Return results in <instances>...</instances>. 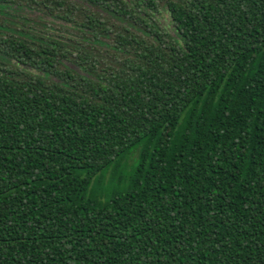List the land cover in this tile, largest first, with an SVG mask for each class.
<instances>
[{
	"label": "trees",
	"instance_id": "trees-1",
	"mask_svg": "<svg viewBox=\"0 0 264 264\" xmlns=\"http://www.w3.org/2000/svg\"><path fill=\"white\" fill-rule=\"evenodd\" d=\"M0 264H264V0H0Z\"/></svg>",
	"mask_w": 264,
	"mask_h": 264
},
{
	"label": "rangeland",
	"instance_id": "rangeland-1",
	"mask_svg": "<svg viewBox=\"0 0 264 264\" xmlns=\"http://www.w3.org/2000/svg\"><path fill=\"white\" fill-rule=\"evenodd\" d=\"M91 9L98 12L100 11L106 17V19L109 21V25L114 26L112 28L110 27L112 32L116 31L117 27H131L127 22H124L120 18L108 14L107 12L98 10L96 8ZM18 12L20 16H25L26 18L30 19L29 27H31L36 33L51 35L54 39L61 42L66 47V49L90 54L96 59H101L106 64L118 63L117 61L119 60V55L114 49V43L111 39L112 36L105 38L100 37L97 41H94L93 38L90 37V35L86 32L80 33L75 27H70L64 22L56 20L52 17L44 16L37 11H29L28 9L20 8ZM18 18V16H15V19L18 20ZM155 20L169 34L175 36V32L170 23V18L164 2L158 3V11L155 15ZM20 21L24 22L22 19H20ZM134 30L138 32L136 27Z\"/></svg>",
	"mask_w": 264,
	"mask_h": 264
}]
</instances>
